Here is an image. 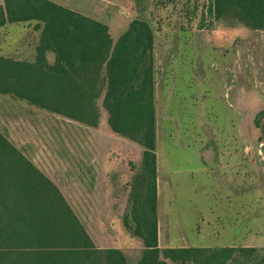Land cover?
<instances>
[{
    "label": "rangeland",
    "instance_id": "374dc122",
    "mask_svg": "<svg viewBox=\"0 0 264 264\" xmlns=\"http://www.w3.org/2000/svg\"><path fill=\"white\" fill-rule=\"evenodd\" d=\"M53 1L106 23L114 40L135 18L152 27L160 246L264 248V29L218 25L210 0ZM29 22L16 46L34 62L41 30ZM7 34L0 56L15 55ZM104 93L97 127L0 93V131L60 188L97 247L137 264L143 242L124 217L142 191L143 147L111 129Z\"/></svg>",
    "mask_w": 264,
    "mask_h": 264
},
{
    "label": "trees",
    "instance_id": "16d2710c",
    "mask_svg": "<svg viewBox=\"0 0 264 264\" xmlns=\"http://www.w3.org/2000/svg\"><path fill=\"white\" fill-rule=\"evenodd\" d=\"M209 8L218 25L264 29V0H210ZM32 20L41 30L36 59L0 56V93L97 127V101L105 92L111 129L143 147L142 191L133 194L131 216L124 217L125 227L143 242L137 264H264V248L159 244L154 32L149 22L133 19L114 40L106 23L53 0L0 4V26ZM0 264H129L120 247L95 245L60 188L1 131Z\"/></svg>",
    "mask_w": 264,
    "mask_h": 264
},
{
    "label": "crops",
    "instance_id": "0c3cea01",
    "mask_svg": "<svg viewBox=\"0 0 264 264\" xmlns=\"http://www.w3.org/2000/svg\"><path fill=\"white\" fill-rule=\"evenodd\" d=\"M23 23H31V22H29V21L28 22H8L7 24L0 26V28L7 27V31H8L7 37H10L11 41H12V43L6 47L5 52L6 53L7 52H13L15 54V55H6L5 54L6 57L22 60L19 52L17 51L19 48H18V46H16V42H17V39H19V36H20L19 32L21 31V29H19L20 28L19 25H21ZM18 29H19V31H18ZM16 31H17V33H15ZM155 108H156V100H155ZM156 150H157V148H156ZM157 165H158V160H157ZM158 172H159V170H158ZM157 183H158V178H157Z\"/></svg>",
    "mask_w": 264,
    "mask_h": 264
},
{
    "label": "water",
    "instance_id": "95a60500",
    "mask_svg": "<svg viewBox=\"0 0 264 264\" xmlns=\"http://www.w3.org/2000/svg\"><path fill=\"white\" fill-rule=\"evenodd\" d=\"M263 151H264V146H263Z\"/></svg>",
    "mask_w": 264,
    "mask_h": 264
}]
</instances>
